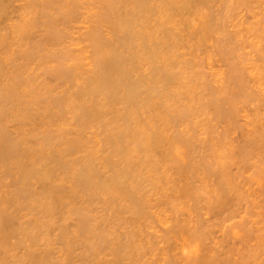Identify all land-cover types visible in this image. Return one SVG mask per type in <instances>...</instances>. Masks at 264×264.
Segmentation results:
<instances>
[{"label": "bare ground", "instance_id": "obj_1", "mask_svg": "<svg viewBox=\"0 0 264 264\" xmlns=\"http://www.w3.org/2000/svg\"><path fill=\"white\" fill-rule=\"evenodd\" d=\"M219 1L221 2L222 0H219ZM227 1H229V0H223L221 2V4H224V5H222V6L227 5V3H228ZM230 1H232V0H230ZM239 1L241 2V0H239ZM239 1H237V2L239 3ZM253 1H255V0H253ZM256 1L263 2L261 0H256ZM12 2H14V1L13 0H0V15L1 16L4 15V13H7L5 11V9H6L5 7L9 6V3H12ZM15 2H16V0H15ZM24 2H25V4L23 3L19 7L20 13H18V16L16 17L17 19H19V22H17L18 24H15V25L13 24L16 21H12L13 23L11 22V25H13V27L15 28L14 29L15 31H13L11 33L12 35L7 34L10 38H13V37L15 38L14 33H17V34L19 33V35H22V37L24 39L22 40V38L19 37V35L17 36L15 34L17 36V39L19 38V40H17V39L12 40L11 39L12 40V42H11V40L7 41L8 37H6V38L3 37L4 42L1 41V43H3V44L0 43V47H1L0 51L3 54V55H1V54L0 55H1V57H3V56L6 57V55H8V57H6V58H8L7 59V61H8L10 59V56L17 51V49H16V51L14 49L15 52H12L13 46L14 47L15 46L21 47L24 44L23 41H25V37L28 39V42L26 41L28 43V46H25V45H27V43L25 42V44L21 48V49H23V47H26L25 48L26 50L23 49L21 51L20 56H17V57L14 56L13 57V62H14V60H16V63H17V61H20L19 58L21 59V62L23 61L22 63L19 62L20 65L18 63H17L18 65L17 64L15 65V62L14 63L10 62L11 59L9 60L10 64H9V62H7L4 65V61L2 59H0V60H2V62L0 61V264L5 263L6 256L9 253L14 252V250L19 251L18 249H24L25 253L24 254L22 253L23 254L22 257L19 255L20 257L18 256V258L15 259V261L12 262L11 264H72L74 262V261H72V259H74L73 257L70 259L69 258H66L65 260L63 259L62 261H60V260L64 257H62L60 259L54 258L55 259L54 260L51 256V253H53L52 251H54V250L50 249V247H49L50 245L47 246L48 249L47 248L45 250L40 249V248H43V245L42 246L40 245L42 243V240H43V239H41V237L44 238V237H48V235H50V232H52L51 230H53V228H54L55 216L56 215L60 216V217H57V216L56 217L62 221V220H67L69 217L71 218V216L74 218L75 216L72 215V213L73 214L75 213L77 216V217H75L76 228L74 229L75 232H73L74 237L76 236L75 239L77 238L78 241L82 240V241H79V242H81L80 247L85 248V249L80 248V249H82V253L77 256L76 262H79V264H132L134 259L129 255L130 253H129L128 249L130 248V250L131 249L133 250V248H136V247L131 248L133 246V241L131 242V240L133 239V236L135 237V235L132 236L131 234H127L126 232H124L125 234H124V236H122L123 241H124L123 243H120L122 241L121 240L122 237L121 238L118 237V239L113 238L112 239L113 242H111L112 240L111 241L109 240L107 242L106 237L108 238L109 234L106 233L107 229L105 228L106 229L105 230L104 227L107 224L108 220H105L106 224H104V227H103V225H102L103 223H101V221L99 223L98 221H95L96 219H94L92 215H91L92 217L88 216L89 215L88 212L90 211L88 209V207L82 206L83 204L78 201L79 199L77 201H75V200H76V198H78L81 191H82L81 193H83L84 191L88 192V191L93 190L92 192H94L95 195H93V197L91 196L92 200L94 201V199H96L97 195H98V197H99V199L97 198L98 202L102 200L101 203L103 205L105 203V207L107 204H109L108 207H106V210L113 209V208L117 207V205L119 204L118 207L115 208V210L116 209L118 210V211H116L117 214H118V212H120V210L124 211L126 208H129L131 211L129 209L125 210V211H129V213L127 215H129L130 213H133V211H135V213H133L132 215H138V214L141 215L142 211H144V214H142V216L145 214H146L145 216L150 215L147 213L149 210L145 211V209L148 207L149 204H146V202H143L144 200L141 199L142 198L141 196H143V198L147 197L143 191V189H145V188H143L142 186L139 187V185L142 184L144 180L145 181L147 180V179L143 180V178L149 177V172H147L148 176L145 175L146 171H148V170L153 171L152 168L154 170H155V168H157V169L161 168L160 165H158L159 161L156 163L154 162L156 165L152 164V162H153L152 158L153 157H152V155L150 157V153L157 152L158 150L155 151L154 149L155 148L156 149L161 148L159 146H160V144L164 143L163 142L164 139H165V142L169 141V143H171L170 141L172 139H174L176 141H180V139L182 138L181 140L183 141L184 144L182 142H181V144L185 145L187 143L186 145H188L187 147H189V145L192 144L190 141H192L196 138V137L194 138L193 135L191 136L190 134H188V133H191V131L190 132L187 131L186 134L185 133L183 134V131H182L181 132L182 137H180V135L174 134L175 135L174 137L168 138L167 131L169 130L168 128L171 125V123L175 124V122H176V125L179 122L182 124L187 123V122H190V118L192 120L191 122H193V120H194L193 117L196 116L198 114V112L200 111L199 108H198V110L195 108V105H196V103L199 102L198 100L203 101L204 99L207 100V101L205 100L206 103L208 102L209 105L214 107V113L213 114L216 115V117H218V119H221L224 121H225V119H227V120L230 119L232 121L235 118L234 115L236 113V110L233 109L234 107L230 106L227 108L229 101L228 100L223 101L225 98H221V100L219 99L220 97H223L226 94H224V95L222 94L218 98V96L221 94V93H219L220 91L217 92V90H215V89H217V87L213 90L211 85L210 84L208 85V82L207 83L201 82V84L199 86L198 76L200 77L201 74L198 75L199 74L198 73V74H195V76L193 74L192 75L190 74V76H191L190 77L189 73L187 72L188 73L187 74L186 70L184 69L185 64L183 65V62H182L184 60V59L182 60V56H184V55H182L183 52H181V50H183L182 49V23H184L183 26H186L185 23H188V18L190 17V16L189 17L187 16L190 14H187L186 15L187 20L185 19L186 21L182 22V11H184L186 14V13H188L187 11H189L191 9H195V6L198 4L201 7L202 3L204 5L206 4L205 8H207L208 7L207 5L214 3L215 0H184V1L183 0H94V3H93L94 5L92 4L91 7H90V5L89 6L86 5V8H88V11H86L87 9L84 8L86 1L83 2L81 0H24ZM225 2H226V4H225ZM243 2H245L244 5L247 4L246 6L250 5V3L246 2V0H244ZM252 2H251V4H252ZM258 2H256L255 5L258 4L261 6L260 2L259 3ZM262 4H264V2ZM258 5H257V7H258ZM202 8H203V6H202ZM205 8H203V9H205ZM225 8H226V6H225ZM226 9L228 10V8H226ZM6 10H8V9H6ZM191 12H192V10H191ZM199 13H201V12H199ZM230 14H229V16H230ZM83 15H85V16L83 17ZM5 18H7V15H5ZM14 18H15V16H14ZM221 18H222V16H221ZM234 18H236V17H234ZM234 18H233V20H234ZM243 18H244V15H243ZM223 19H221V20L223 21ZM244 19H246V18H244ZM212 20H213V18H210V20L207 18V20H206V22L208 21L207 25H206V23H204L205 27L207 26L206 28L208 29V31L203 26L204 28H201L202 29L201 32L200 33L198 32L199 34L196 33L197 34V35H195L196 36L195 37L196 42H197V40L199 41V38L203 41L206 39L205 37H208V36L204 35V33H205L204 30L207 31L206 35H208V32H210V33L212 32L210 30L218 28V27H213V26L219 25V23L217 22V19H215V21L213 20L214 22ZM221 20H218V21L220 22ZM7 21H8V19H7ZM10 21L11 20H9V23H10ZM83 21H86V22H83ZM250 21H251V19H250ZM203 22H204V19H203ZM210 22H212L215 25H213ZM5 23L6 22H4L2 24H5ZM81 23H82V26H80V27H83V23L85 25L87 23L89 24V25L87 24L86 27H83L84 32H81L83 30H81L80 27L76 25V24L81 25ZM221 26H219V27H221ZM223 26H226V25H223ZM256 28L259 29V27H256ZM245 29H247V28H245ZM225 30H226V28H224L223 33L225 32ZM253 30L254 29H252V31ZM247 31H251V29H249V30L247 29ZM247 31L245 30V32H247ZM78 32H81V33L78 34ZM251 32H248V33H251ZM228 33H229V30H228ZM239 33H241V31ZM23 34L25 35V37L23 36ZM1 36H6V35L1 34ZM203 36H205V37H203ZM223 36H224V34H223ZM229 36L231 38V34ZM229 36H228V38H229ZM253 36L255 37V35H253ZM5 39H7V40H5ZM78 39L81 42H79ZM201 40H200V42H201ZM226 40H228V39H226ZM14 41H17V42H14ZM239 41H241V40H239ZM6 42L11 44L12 46L9 44L5 45ZM82 42L85 43L84 46L82 45L83 47L77 46L78 43H82ZM210 42H212V41H210ZM221 42H222V40H221ZM226 42H227V43H225L226 45H230V44L234 45L233 42H231V40H230V43H228L229 40ZM236 44H237V41H236ZM8 45L10 46V48L8 49V52L10 53V51L12 50L11 51L12 54H8V52L5 54V52L7 51L5 49H6V46H7V48L9 47ZM232 45H231V47H232ZM199 46H200V44H199ZM223 46L224 47H222L220 50V52H221V54H219L220 57H221L222 53L224 55L227 52L226 51L227 49H224L225 45H223ZM252 46H255V45H252ZM3 47H5V49ZM229 47L227 46L226 48L229 49ZM195 49H197V45H196ZM199 49L200 48H198V50ZM223 49L225 51H223ZM232 49H229V50L233 52L234 50H232ZM253 49H255V48H253ZM19 51H20V49H19ZM19 51H17V52H19ZM230 51H229V53H226V54L227 55L230 54ZM241 51H243V50H241ZM200 52H201V50H200ZM257 52H258V50H257ZM259 52H261V51H259ZM259 54L262 55V53H259ZM44 55L46 57L45 59H44ZM238 55H240V54L238 53ZM12 56H11V58H12ZM185 56H187V54ZM205 57H207V55ZM228 57H229V55H228ZM238 57H240V56H238ZM230 58H231V56H230ZM240 60H241V58H240ZM190 61H191V59H190ZM190 61L188 62L189 64H190ZM199 61H200V58H199ZM246 62L247 61H245V63ZM252 62L253 61H251V63ZM11 63L14 66L11 67L12 70L11 69L9 70L8 68H10V65H12ZM44 63H45V65H44ZM47 63L50 64V66ZM188 63H187V65H188ZM242 63L243 62H241V63L239 62L238 64H235V65L233 64L229 67V71H230V79L229 80L232 83L231 85H233V84L236 85L237 88L235 86H233V87H235L237 90H239L240 87H242V86L244 88V85H245L244 84L245 83L244 82V73H246V71L243 68V66H241ZM31 65L33 67H31ZM195 65L197 66V63ZM6 66H8V67L5 68ZM34 66H36V67H34ZM40 67L43 70L42 72H39V71H41V69H39ZM244 67H246V66H244ZM196 68H198V67H196ZM260 68H261V66H260ZM7 69L11 72L9 73V71ZM38 69H39V71H38ZM187 69H189V68H187ZM212 69H214V67ZM219 69H221V68H219ZM28 70L32 71V73L30 72V74H29ZM219 71L220 70H218L217 72H219ZM36 72H38V73H36ZM223 73H225V72H223ZM196 75H197V77H196ZM217 75H219V74L217 73ZM21 76L22 77L25 76V77L22 78ZM192 76H194L195 79H198V81H196L194 79V77H192ZM245 76H246V74H245ZM259 77H261V76H259ZM209 79H211V78H209ZM229 80H228V82H229ZM211 81L212 80H210V82ZM215 81H216V78H215ZM253 81H255V80H253ZM230 89H231V87H230ZM196 90L198 93L197 92L195 93ZM237 90H236V92H238V93L236 95H235V93H233V91H232L233 96L231 93H230V95L232 98L235 97V99H236V96H239L238 98L240 99V97L243 95L240 96L239 94L243 93V91L239 90L240 91L239 92ZM243 90L245 91V89H243ZM225 91H227V90L225 89ZM204 93H206V96L204 95ZM245 97H246V95L243 96V98H245ZM230 98H227V99H230ZM230 101L232 102V100H230ZM238 101L239 100H237V102ZM226 103H228L227 106H226ZM234 104H235V102H234ZM224 105L226 106V108ZM33 106L34 107L37 106V108H39V109H37V108L33 109ZM35 112H38V113H35ZM196 117H198V116H196ZM260 117L262 118L263 116H260ZM10 119H11V122H13L14 120H15V122L17 121L16 124L12 123L14 125L18 124L17 126H21V124H22V126H23V124H25L26 128H24V129H27V130L24 131L23 129H21V127L16 128L13 125L15 127L14 132H12L13 130L10 131V128L7 125L8 122H9L8 124H10ZM12 119H14V120L12 121ZM190 123H188V124L192 126L193 123L192 124H190ZM28 124H29V126H28ZM66 125L68 126V128H66L67 127ZM88 125L91 126L90 129L92 128V126L95 128H98V126L100 127L96 130H95V128H92V129L97 131L96 136H98L99 138H102L101 143L103 142L104 144L102 143L101 145L104 146V148L102 146H100L99 149H98V147H97V149H95L96 148L95 145L94 146L90 145L89 147H91V148L86 146V144H88V142L86 143V141L83 137V135H85V134L83 132L84 131L86 132V126H88ZM227 125H228V123H227ZM229 125H231V124H229ZM63 126H65V128ZM83 129H85V130H83ZM38 130H39V132H38ZM188 130H190V129L188 128ZM231 130H234V129H231ZM185 131H186V129H185ZM195 131H196V129H195ZM224 131H226V132L223 133V136L221 135V140L219 139V141H217L218 143H221V141H224L225 137H226L225 140H227L229 129H224ZM210 133H212V132H210ZM230 133H231V131H230ZM244 133H246L245 130H244ZM101 135H104V136H101ZM186 135H188V136H186ZM198 135L199 134H197V136ZM240 135H244V134H240ZM251 135H252V133H251ZM228 137H230V136H228ZM246 138H248V137H246ZM252 138L255 139V137L253 135H252ZM252 138L247 139V141H246L247 144H250V145L252 144L251 143V141L253 142ZM231 139H232V137H231ZM197 142H198V140H197ZM241 142L244 143V141H241ZM29 144H31V145L29 146ZM89 144H91V143H89ZM261 144H264V143L261 142ZM98 145H100V144H98ZM211 145H215V144H211ZM163 146L164 145H162V147ZM215 146L217 148V144ZM252 146H254V145H252ZM258 146H259V144H258ZM93 147H95V148L92 149ZM212 147H214V146H212ZM240 147H241V145H240ZM168 148H170V147H168ZM189 148L191 150V147H189ZM243 148H244V145H243ZM99 150L102 151L103 153L105 152V150H107L106 151L107 154L104 153L103 155H99L100 154V153L98 154ZM233 150L235 151V149H233ZM252 150H254V148ZM197 151H199V150H197ZM215 151H217V149ZM218 151H219V149H218ZM247 151L248 152L250 151V150H248V147H247L245 152H247ZM95 152L98 155H96ZM102 152H101V154H102ZM238 152L241 155L240 151H238ZM241 152H243V151H241ZM76 153H82V156L79 158H74V155ZM232 153L230 154L231 159H232ZM169 154H171V150H170ZM105 155L106 156L109 155V157H106ZM247 155H248V153H247ZM100 156H104L105 158L104 157L100 158ZM193 156H195V155H193ZM193 156H191V157H193ZM216 156H217V153H216ZM222 156H223V154L221 155V158H222ZM219 157H220V155H219ZM229 158L230 157H228V159ZM100 159H102V160L100 161ZM222 159H225V158L223 157ZM97 160L100 163L99 162L96 163ZM150 160L152 162H150ZM166 161H167V159H166ZM171 162H172V160H171ZM221 162L222 161H220V165H217L216 162H214V163H216L217 167L221 168L220 167ZM191 163H193V162H191ZM225 163H224L225 165L223 164L221 170L219 169L220 170L219 171V170H217L218 168L216 166H214L212 163L210 164L212 167L210 165H209L210 167H208V164L206 162H203V166L205 165L204 167H206V166L207 167L205 169H203L201 167L202 168L201 170H203V171L201 172L200 175L203 176V172L205 170L206 176H204V177L208 178L211 175L213 176V174H211L210 172H214V176H216L215 174H217L218 175L217 178L220 177L219 178L220 184L216 185V183H215V186H219L217 189L224 191V188H225V191H226L228 188V190L231 191V189H229V187L232 188L231 186H233L232 185L233 183H231V182L233 180L231 182L229 180L232 179L231 176H233V175H232V173H231V175L229 174L231 172V170L229 169L230 168L229 162L226 161ZM98 164H99V166H97ZM190 165H193V164H190ZM190 165L185 166V167L188 166L187 167L188 169L186 168L187 170L195 167V166L192 167ZM155 166H157V167H155ZM174 166H176V164H174ZM227 167L230 170L229 173H227L229 170L226 171ZM179 168H177V169H179ZM197 168H199V167H197ZM210 168H212L214 170L212 171V169H210ZM157 169L155 172L154 171L153 172L155 173V175L159 174L158 176H161L160 175L161 173L159 172L160 169H158V170ZM236 169H237V167H236ZM143 170H144V173H142V174L144 177L141 174V172H143ZM161 170H162V168H161ZM187 170H186V173H184L186 175L182 176V178L183 177L185 178L186 176H190V177L192 176V175H188L189 172ZM179 171H181V170H179ZM182 171H184V170L182 169ZM206 171H208V172H206ZM66 172L69 175L71 173L72 177H71V175L69 177V175L66 174ZM153 172H152V174H153ZM176 172H177V170H176ZM169 173H168V175H169ZM206 173L208 174V176ZM64 174L68 175L69 180H71L72 178L73 179L71 181L74 180V182H71V186L73 183V187L72 188L70 187L71 189H69L67 187L68 191L66 193L64 191L65 188H64L63 183L67 182L66 180H68V178H66L67 176ZM175 174H177V173H175ZM178 174H179V172H178ZM181 174H183V172ZM189 174H191V173H189ZM63 175H64V179L62 180ZM155 175L154 174L152 175L155 178L154 177L149 178L150 182H152L151 181L152 178L154 180L156 179V177L158 178V176L157 175L155 176ZM164 175H165V173H164ZM164 175H162L163 178H164ZM138 176L139 177L142 176V177L139 178ZM150 176H151V173H150ZM202 176L200 178H202V180H204L205 178L203 179ZM179 177H177V179L176 178H174V179L178 180ZM137 178H139L140 182L137 180ZM163 178H161V179L163 180ZM198 178L199 177H197V179ZM217 178H215V179H217ZM140 179H142L143 181L141 182ZM192 179L193 178H190V182ZM8 180H10V181L7 182ZM164 180H165V178H164ZM202 180H201V182H202ZM223 180L225 181V183L228 184V186L226 185V187H224V188H223V185H225V184L223 183L224 182ZM60 181H62V183ZM63 181H65V182H63ZM166 181H169V178ZM206 181H209V179H207ZM168 183L169 182H167V183L164 182V184H166V185ZM180 183H182V182H180ZM173 184H175V183H173ZM173 184H171V187H170V188H172L171 190L174 189L172 186ZM204 184H206V183H204ZM229 184H231V186ZM238 184H240V183H238ZM39 185L42 186L41 189H39L40 188ZM179 185H181V184H179ZM209 185L207 186L208 188H210ZM36 186H38L39 188H36ZM169 186H170V184H169ZM187 186L188 185L184 186V188L185 187L187 188ZM202 186L206 187V185H202ZM202 186H201V188H198L197 186L196 187L198 188V190L199 189L202 190V188H204ZM212 186L213 185H211V188L214 189V187H212ZM233 187L235 188V186H233ZM35 188H36V190L37 189L38 190L36 191ZM188 188H190V187H188ZM206 188H205V190H206ZM234 188L232 190H234ZM141 189H142V191H141ZM175 189H177V188H175ZM175 189H174V191H175ZM149 190L150 189H148L147 191L149 192ZM165 190L166 189H164V191ZM180 190L179 191L176 190L178 192V197H179ZM194 190L195 189H193V191ZM219 190L217 191L219 194L214 193L216 195V197L215 198L212 197L215 201L212 200L213 202H211L209 204L207 203L208 206H206V205L204 206L205 208L207 207L208 212H210L212 210L214 211L215 209L220 207V204L219 205L217 204V202L219 200L220 201L218 203L221 202V206L223 205V203L225 204V206L227 205L225 200L229 199L228 197L226 198V196H228V195L224 196L225 199H222L223 194L220 193L222 191L219 192ZM147 191H145V192L147 193ZM161 191H162V189H161ZM164 191H162V192H164ZM166 191L169 192V190H166ZM174 191H172V192H174ZM187 191H188V189H186L185 194L182 191L183 192L182 194L184 197H186L185 195L188 193ZM168 192H166V193H168ZM172 192L171 193L169 192V193L173 194ZM177 192H176V194H177ZM227 192H224V195ZM105 193L106 194L108 193L111 196H108ZM189 193H192V190L190 191V189H189ZM193 193L191 194V196L193 195ZM211 193H213V192H211ZM231 193H232V191H231ZM241 193H243V192H241ZM64 194H66V195H64ZM67 194H68V196H67ZM102 194H104L106 196H104ZM160 194H161V192H160ZM227 194H229V193H227ZM99 195H101V196H99ZM188 195H187V197H188ZM102 196L105 198L108 197V201L104 200L105 198L101 199ZM170 196H169V200H168L169 203L171 201ZM172 196H173V198L175 197V199H176V196H174V195H172ZM212 196H214V195H212ZM217 196H219V198H221V199H219ZM162 197H164V196H162ZM178 197H177L176 201L178 200ZM189 197H190V195H189ZM229 197H230V195H229ZM118 199L119 200L123 199V200L120 203V201L118 202ZM124 199L128 201L127 202L128 206H123L124 202H125ZM159 199H160V197H159ZM175 199H174V201H175ZM217 199H218V201H217ZM155 200H157V199H154V203L156 202ZM230 200H232V199L230 198ZM85 201H88V200H85ZM174 201H173V203H174ZM179 201L180 200H178V202ZM223 201H225V202H223ZM178 202H176V203H178ZM208 202H210V201H208ZM113 203H115V204L117 203V204L116 205L114 204L115 205L114 206ZM122 203H123V205L121 206ZM160 203L162 205H163V203L167 204L165 202H160ZM111 204H112V207L110 206ZM144 204H145V206H147L145 209H144ZM196 204H197V202H196ZM211 204H213V205H211ZM230 204H233V203H230ZM159 205L160 204L158 202L157 206L159 207ZM169 205H171V203ZM176 205L177 204L173 205V207L175 206V208H176ZM191 205H193V204L191 203ZM216 205L218 207H216ZM130 206L132 207V209ZM153 206H152L153 209L157 207V206L155 207V205H153ZM225 206H222L221 208H225ZM119 207H120V210H119ZM170 207H172V206H170ZM165 208H166V206H165ZM227 208L228 207H226L225 209H227ZM218 209H220V208H218ZM225 209H223V210H225ZM21 211L22 212L26 211L27 213H29L31 215L33 213L36 217L35 218L32 217L31 219H33V220L25 221V219H23L24 216L21 217V215L19 214ZM85 211L86 212L88 211V212L86 213ZM156 211H158V210H156ZM218 211L216 213H218ZM221 211H220V213H221ZM149 212H151V211H149ZM113 213L115 215H113ZM65 214L68 215L69 217H66ZM86 214H88V215H86ZM117 214L115 213V211L112 212L113 220H118L120 218L121 219L124 218L122 214H120V216L122 215V217H120ZM186 214H188V213H186ZM212 214H214V213H212ZM212 214H208V215L212 216ZM112 215H110L109 218L112 219ZM127 215H125V216H127ZM140 215H138V216L140 217ZM214 215H216V214H214ZM114 216H115V218L117 216V218L115 219ZM142 216H141V218L145 217V216H143V217ZM147 217H151V216H147ZM53 218H54V221H53ZM89 218H93V220L92 219L91 220H92V222L94 221L96 224L95 223L90 224ZM190 218H191V216H190ZM229 219H231V218H229ZM200 220L202 221V218H200ZM221 220H223V219H221ZM111 221L109 220L108 222H111ZM159 221H158V223H159ZM213 221H214V219H213ZM103 222H104V220H103ZM132 222H133V220H132ZM162 222H160V223H162ZM149 223H150V221H149ZM109 224H111V223H109ZM131 224L133 225L134 222ZM176 224H178V223H176ZM176 224H175V226H180L179 224L178 225H176ZM198 224L201 225L202 223L200 224L198 221ZM99 225H102V227ZM175 226L173 225L172 227L174 228ZM210 226H212V225H210ZM60 227H62V226H60ZM72 227H74V226L72 225ZM109 227H110V225H109ZM147 227H148V225H147ZM181 227H183V226H181ZM206 227H208V226H206ZM131 228H133V226ZM60 229H61V235L63 232L65 234L67 233L65 226L60 228ZM172 229H171V227H169L167 230H165V229L164 230L169 231V233H171L170 235L172 236V234H173V236H174V233H173L174 230L172 231ZM174 229H176V228H174ZM206 229H205V231H206ZM197 230H198V228H197ZM132 231H131V233H132ZM184 231H185V229H184ZM194 231H195V229H194ZM197 232L196 231L194 232V233H196V236H194V237H199V238L205 237V238H207V236H208L207 235V236H201L200 237V235H202V232L204 234H205V232L202 231L201 234L199 231H197ZM175 235H176V233H175ZM182 235H183V233H182ZM165 236H163V238ZM188 236H189V234H188ZM94 237H96L95 239L97 240L98 243L93 242ZM92 238H93V240H92ZM13 239L16 240L14 243L11 242V240H13ZM44 239L46 241V243H45V246H46V244L48 245V243H50V242H48L47 238H44ZM57 240H56V242H58ZM77 240H75L73 243H76ZM118 240H121V241L118 242ZM40 241H41V243H40ZM164 241H166V240H164ZM68 242L66 243L67 246L69 245ZM79 242H77V243H79ZM109 242L113 243V245ZM154 242H156V241H154ZM202 242H203V240H202ZM107 243H109V244H107ZM42 244H44V240H43ZM103 244L105 247L103 246ZM164 244H165V242H164ZM205 244H204V246H205ZM84 245H85V247H84ZM110 245L112 247H110ZM130 245H131V247H130ZM169 245L170 244H168V246ZM210 245H212V244H210ZM100 246L101 247L103 246L102 249ZM173 248H175V247H173ZM107 249H108V251H107ZM170 249L172 250V248L169 247L168 251ZM214 249H215V247H214ZM83 250H84V254H83ZM101 250L102 251L106 250L105 252H107V254L104 252L103 253L108 255V257L109 256L112 257V259H107V260L104 259L103 260V257H102V259L100 257L98 258V256H100ZM231 250L232 249H230V251ZM88 251H89V255H87ZM90 251L93 253L94 257L92 255V253H90ZM207 251L209 253V250L206 249V251H205V249L203 248L202 252L200 251L201 255L198 254V255H200V257L195 258V256H196L195 254H197L198 253L197 252L193 255V257H191L192 259L193 258H195V259H193L192 261L189 259V261L186 264H216L215 262H217V261L220 262V263L218 262V264H221V263L222 264H230L229 263L230 260H227L226 258H224V259L222 258L220 260V259H218L217 255L216 256L214 254H213V256L212 255L209 256V254L206 255ZM60 252H61V250H60ZM95 253H96V256L98 255L97 256L98 260H96L97 258L95 257ZM103 253L101 255L104 256ZM174 253L175 252H173L172 254H174ZM66 254H68V253H66ZM90 254L92 256H90ZM131 254H132V252H131ZM148 255H150V254H148ZM170 255H171V253H170ZM220 255H223V254H220ZM130 257H131L132 263H131ZM168 257L169 256L167 255L166 260L165 259L162 260L164 262L162 264H174L175 261L173 262V260H169ZM171 257H172V255H171ZM140 258H142V257H140ZM173 259H174V257H173ZM225 259L227 261H225ZM124 260L125 261L127 260V261L124 262ZM76 262H75V264H76ZM137 263H138V261H137ZM231 263H233V262H231ZM146 264H148V263H146Z\"/></svg>", "mask_w": 264, "mask_h": 264}, {"label": "rangeland", "instance_id": "obj_2", "mask_svg": "<svg viewBox=\"0 0 264 264\" xmlns=\"http://www.w3.org/2000/svg\"><path fill=\"white\" fill-rule=\"evenodd\" d=\"M14 2H12V3H9V6H6L5 8L6 9H8V10H6L5 9V11L7 12V13H4V15H0V26L2 27H0V43H1V41H3L4 42V38H6V37H8V40L7 39H5V40H7V41H9V40H13V39H17V36L19 35V33L17 34V33H14V36H15V38L13 37V38H10L8 35L9 34H11L13 31H15L14 29V27H13V25H11V22L12 21H16V22H12L14 25L15 24H18L17 22H19V19H17L16 17L18 16V13H20V11H19V7L24 3L25 4V2H24V0H16V2H15V0H13ZM81 1H86V4H85V6H84V8L85 9H87L86 11H88V8H86V5H90V7H91V5L94 3V0L92 1V0H81ZM184 1V0H183ZM223 1V0H222ZM221 1V2H222ZM237 1H239V0H232V1H227L228 3H227V5H225L226 6V8H228V10L225 8V6H222V5H224V4H221V2L219 1V0H215V2L214 3H211V4H209V5H207L206 7L207 8H205V5L202 3L201 5L203 6V8H205V9H203L202 8V6L200 7V5L198 4V5H196L195 6V9H191L192 10V12H191V10H189V11H187L188 13H186L185 14V12L184 11H182V22L183 21H186L187 19V17H186V15L187 14H190V15H187L189 18H188V23H185V25L186 26H183L184 25V23H182V49L183 50H181V52H183V54L182 55H184V56H182V62H183V65L185 66V70H186V73L188 72L189 73V76H190V74L192 75H194L195 76V74H198V75H200V77L198 76V79H199V81H198V79H195V77L194 76H192V77H194V79L196 80V81H198V83H199V86H200V84H201V82L202 83H207L208 82V85L210 84L211 85V87H212V89L214 90L216 87H217V89H215V90H217V92L218 91H220L219 93H221L219 96H218V98L223 94H226L225 96H223V97H220L219 99L221 100V98H225L223 101H225V100H228L229 102V104L228 103H226V106H227V104H228V106H227V108L228 107H230V106H232V107H234L233 109L234 110H236V113H235V115H234V119L231 121L230 119L229 120H227V119H225V121L224 120H221V119H218V117H216V115H214L213 113H214V107H212L211 105H209V103L207 102L206 103V99H204L203 101H201V100H198L199 102L198 103H196V105H195V108L198 110V108H199V112H198V114L196 115V116H198V117H196V116H194L193 117V122H191L192 120H191V118H190V122H187V123H178L177 125H176V122H175V124L174 123H171V125L169 126V130L167 131V136H168V138H171V137H174L176 134L177 135H180V137H182V131H183V134L185 133L186 134V132L187 131H191V133H188V134H190L191 136L193 135V137L195 138L194 140H192V141H190L192 144L191 145H189V147H191V150H190V148L189 147H187L188 145H183L184 143H183V141L180 139V141H176V140H174V139H172L170 142L171 143H169V141L168 142H165V139H164V143L163 144H160V146L159 147H161V148H159V149H154L155 151H157V152H152V153H150V157H151V155H152V161L150 160V162H152V164H155L156 162H158V165H160V167L162 168V170H161V168H158V169H160L159 170V172L161 173L160 175L161 176H158L159 174H156L157 176H158V178L156 177V181L154 180H152L151 179V181L152 182H150V177H154V176H152L153 174L155 175V171H156V169L157 168H155V167H157V166H155L154 168H155V170L152 168V170L154 171H151V170H148V171H146L145 172V175H147V172H149V177L148 178H143V180L144 179H147L146 181L144 180H142V179H140L141 180V182L143 181V185L142 184H140L139 185V187L140 186H142L143 188H145V189H143V191H144V194H146V198L144 197L143 198V196H141L142 198L141 199H143L144 201L143 202H146V204H149L148 205V207L150 208H148L147 206H145V204H144V209H145V211H151V212H147L148 214H150V215H147V216H151V217H147V216H145V215H143V216H145V217H143L142 216V214H144V211H142V214L140 215V214H138V215H140V217L138 216V215H132L133 213H135V211H133V213H130L129 215H127L128 213H129V211H125V210H128L129 208H126L124 211H121L120 210V207H119V210H120V212H118V214H117V212L116 211H118L117 209L115 210V208H117L118 207V205H117V207H115V208H113V209H110V210H106V207H108V205L109 204H107L106 205V207H105V203H104V205L101 203V201H99L98 202V199H99V197H98V195H97V198L96 199H94V201L92 200V197H93V195H95V193L94 192H92V191H84L83 193H81L80 192V194H79V196H78V198H76V200L75 201H77L78 199V201L80 202V203H82L83 205L82 206H86V207H88V209L90 210L89 212H88V214H86V215H88V216H90V217H92L93 216V218L94 219H96L95 221H98L99 223H100V221H101V223H103L102 225H103V227H104V224H106L105 223V220H112L111 222H108L107 221V226L105 225V227H104V229L107 231L106 233L107 234H109V236H108V238L106 237V240H107V242L110 240H112L113 238H117L118 239V237L119 238H121L122 236H124V232H126L127 234H131L132 236L133 235H135V237L133 236V239L131 240V242L133 241V246L131 247V245H130V247L131 248H133V247H136V248H133V250L131 249L130 250V248L128 249L129 250V255L134 259V261H133V263H132V260H131V257H130V260H131V263L132 264H146V263H148V264H162V263H164L162 260L163 259H165L166 260V258H167V255L169 256L168 258H169V260H173V262H174V264H186L188 261H189V259L192 261L193 259H195V258H198V257H200V251L202 252V250H203V248L205 249V251H206V249L207 250H209V253H208V251H207V254L206 255H208L209 254V256H213V254L216 256H218V259H224V258H226L227 260H230V264H264V144H261V142L262 143H264V4H262L263 2H264V0H261V1H263V2H260V4H261V6L260 5H258V7H257V5H255V3L256 2H258V1H253V0H246V2H249L250 3V5L249 6H246V5H244L245 4V2H243L244 0H241V2L239 1V3L237 2ZM254 3H253V2ZM18 2V3H17ZM218 2V3H217ZM251 2H252V4H251ZM258 2V3H259ZM214 4V5H213ZM225 4H226V2H225ZM236 4V5H235ZM94 5V4H93ZM212 5V6H211ZM216 5V6H215ZM260 6V7H259ZM247 7V8H246ZM18 8V9H17ZM260 10H259V9ZM263 8V9H262ZM13 9V10H12ZM201 9V10H200ZM225 11H223V10ZM258 9V10H257ZM90 10V9H89ZM200 10V11H199ZM207 12H206V11ZM217 10V11H216ZM241 10V11H240ZM19 11V12H18ZM82 11V10H81ZM80 11V12H81ZM235 11V12H234ZM238 11V12H237ZM240 11V12H239ZM12 14H11V13ZM92 12V11H91ZM191 12V13H190ZM199 12H201V13H199ZM224 12V13H223ZM227 12V13H226ZM231 13V14H230ZM235 13V14H234ZM237 13V14H236ZM260 13V14H259ZM229 14H230V16H229ZM234 14V15H233ZM241 14V15H240ZM262 14V15H261ZM5 15H7V18H5ZM86 15V14H85ZM85 15H83V17L85 16ZM193 15V16H192ZM199 15V16H198ZM203 15V16H202ZM205 15V16H204ZM228 15V16H227ZM232 15V16H231ZM243 15H244V18H246V19H244L243 18ZM14 16H15V18H14ZM195 16V17H194ZM201 16V17H200ZM221 16H222V18H221ZM225 18H224V17ZM249 16V17H248ZM256 16V17H255ZM259 16V17H258ZM262 16V17H261ZM215 17V18H214ZM234 17H236V18H234ZM238 17V18H237ZM253 17V18H252ZM207 18L210 20V18H213V20L215 21V19H217V22L219 23V25L217 26H213V27H218L217 29L215 28V29H213V30H210V31H212L211 33L210 32H208V35H206V33H207V31H208V29L205 27V24L204 23H206V25H207V22H206V20H207ZM224 18V19H223ZM230 18V19H229ZM233 18H234V20H233ZM255 18V19H254ZM258 18V19H257ZM7 19H8V21H7ZM186 19V20H185ZM193 19V20H192ZM203 19H204V22H203ZM221 19H223V21L221 20ZM250 19H251V21H250ZM9 20H11L10 21V23H9ZM18 20V21H17ZM202 20V21H201ZM212 20V21H213ZM218 20H221L220 22L218 21ZM255 20V21H254ZM258 20V21H257ZM261 20V21H260ZM82 21V20H81ZM213 21V22H214ZM231 21V22H230ZM239 21V22H238ZM241 21V22H240ZM244 21V22H243ZM253 21V22H252ZM4 22H6L5 24H2V23H4ZM8 22V23H7ZM83 22H86V21H83ZM216 22V23H217ZM229 22V23H228ZM249 22V23H248ZM261 22V23H260ZM89 23V22H88ZM87 23V24H88ZM201 23V24H200ZM210 23H212V22H210ZM237 23V24H236ZM246 23V24H245ZM252 23V24H251ZM257 23V24H256ZM260 23V24H259ZM11 26H10V25ZM87 24L85 25L84 23H83V27H86L87 26ZM196 24V25H195ZM213 24V23H212ZM249 24V25H248ZM254 24V25H253ZM262 24V25H261ZM5 25V26H4ZM77 26H82V23H81V25L79 24H76ZM85 25V26H84ZM89 25V24H88ZM213 25H215V24H213ZM222 25V26H221ZM223 25H226V26H223ZM244 25V26H243ZM251 25V26H250ZM257 25V26H256ZM8 26V27H7ZM206 28V30H204V35L205 36H208V37H205V36H203V37H205L206 39L205 40H201L200 38H199V41L197 40V42L195 41L196 40V36L195 35H197V34H199L200 32H201V28H204V27ZM212 26V25H211ZM219 26H221V27H219ZM236 26V27H235ZM238 26V27H237ZM240 26V27H239ZM11 27V28H10ZM83 27H80V29L81 30H83ZM250 27V28H249ZM253 27V28H252ZM256 27H259V29L258 28H256ZM13 28V29H12ZM224 28H226V30H225V32L223 33V31H224ZM245 28H247L248 30L249 29H251V31H252V29H254L252 32L251 31H247V29H245ZM262 28V29H261ZM6 29V30H5ZM233 29V30H232ZM256 29V30H255ZM216 30V31H215ZM228 30H229V33H228ZM232 32H231V31ZM235 30V31H234ZM245 30L247 31V32H245ZM222 31V32H221ZM241 31V33H239ZM81 32H84V30L83 31H81ZM81 32H78V34H80ZM199 32V33H198ZM227 32V33H226ZM248 32H251V33H248ZM257 32V33H256ZM197 33V34H196ZM203 33V32H202ZM210 33V34H209ZM214 33V34H213ZM226 33V34H225ZM1 34L2 35H6V36H1ZM8 34V35H7ZM17 36H16V35ZM77 34V33H76ZM217 34V35H216ZM219 34V35H218ZM223 34H224V36H223ZM231 34V38H230V35ZM248 34V35H247ZM12 35V34H11ZM10 35V36H11ZM201 35V34H200ZM229 36V38H228V36ZM247 35V36H246ZM253 35H255V37L253 36ZM260 35V36H259ZM262 35V36H261ZM23 36L25 37V35L23 34ZM202 36V35H201ZM227 38H226V37ZM241 36V37H240ZM4 37V38H3ZM19 37H21L22 38V40L24 39L23 37H22V35H19ZM193 37V38H192ZM198 37V36H197ZM210 37V38H209ZM214 37V38H213ZM218 37V38H217ZM237 37V38H236ZM246 37V38H245ZM10 38V39H9ZM79 38V37H78ZM212 38V39H211ZM216 38V39H215ZM236 38V39H235ZM241 38V39H240ZM80 39V38H79ZM78 39V40H79ZM225 39V40H224ZM226 39H228L229 40V42L228 43H230V40H231V42H233V44L234 45H232V44H230V45H226L225 43H227L226 41H228V40H226ZM12 40H11V42H12ZM17 40H19V38L17 39ZM21 40V41H22ZM81 40V39H80ZM79 40V42H81ZM200 40H201V42H200ZM216 40V41H215ZM221 40H222V42H221ZM237 41V44H236V41ZM239 40H241V41H239ZM244 40V41H243ZM247 40V41H246ZM28 42V39L25 37V41H23L24 42V44H25V42ZM209 41V42H208ZM210 41H212V42H210ZM239 41V42H238ZM14 42H17V41H14ZM26 42V43H27ZM199 42V43H198ZM203 42V43H202ZM218 42V43H217ZM235 42V43H234ZM19 43V42H18ZM207 43V44H206ZM253 43V44H252ZM1 44H3V43H1ZM7 44H9V43H7L6 42V44L5 45H7ZM13 44V43H12ZM21 44V43H20ZM23 44V45H24ZM199 44H200V46H199ZM217 44V45H216ZM219 44V45H218ZM221 44V45H220ZM236 44V45H235ZM9 45H11V44H9ZM8 45V46H9ZM22 45V46H23ZM30 45V44H29ZM85 45V43L84 42H82V43H78V45L77 46H81V47H83V46ZM196 45H197V49H195L196 48ZM223 45H225V48L224 49H227L226 51V53H229V49H232V50H234L233 52L232 51H230V54H228L229 55V57H228V55L225 53L224 55H223V53H222V55H221V57H220V55L219 54H221V52H220V50H221V48L222 47H224ZM231 45H232V47H231ZM245 45V46H244ZM249 45V46H248ZM252 45H255V46H252ZM4 46V45H3ZM12 46V45H11ZM22 46L21 47H19V46H13V51L12 52H15L16 51V49H17V51H19V49H20V53L19 52H15V53H13L12 54V52L10 51V53L8 52V49L10 48V46L7 48V46H6V49H5V47H3L5 50H7L6 52H5V54L8 52V54H12L11 56H12V58H11V56H10V59H11V61L10 62H12V63H14L15 62V65L18 63L19 65H20V63H22L21 62V59L19 58V60L20 61H17V63H16V60H14V62H13V57L15 56V57H17V56H20V54H21V51L23 50V49H25L26 47H23V49H21L22 48ZM25 46H28V43H27V45H25ZM218 46V47H217ZM229 47V49L228 48H226V47ZM259 46V47H258ZM262 47V48H261ZM1 48V47H0ZM28 48V47H27ZM198 48H200L199 50H198ZM215 48V49H214ZM247 48V49H246ZM253 48H255V49H253ZM3 49V50H4ZM14 49H15V51H14ZM223 49V51H225ZM4 50V51H5ZM26 50V49H25ZM189 50V51H188ZM200 50H201V52H200ZM241 50H243V51H241ZM257 50H258V52L259 51H261V52H259V53H262V55L261 54H259L258 52H257ZM206 51V52H205ZM210 51V52H209ZM222 51V52H223ZM237 53H236V52ZM263 51V52H262ZM1 52V51H0ZM219 52V53H218ZM205 53V54H204ZM208 53V54H207ZM218 53V54H217ZM232 53V54H231ZM238 53L240 54V55H238ZM1 55H3L2 54V52L0 53ZM187 54V56H185ZM214 54V55H213ZM235 54V55H234ZM247 54V55H246ZM1 55H0V59H2L3 61H4V65L7 63V62H9V60L7 61V59L8 58H6V57H8V55H6V57L5 56H3V57H1ZM207 55V57H205ZM217 55V56H216ZM227 55V56H226ZM190 56V57H189ZM196 56V57H195ZM200 56V57H199ZM210 56V57H209ZM217 58H216V57ZM224 56V57H223ZM230 56H231V58H230ZM238 56H240V57H238ZM184 57V58H183ZM187 57V58H186ZM189 57V58H188ZM260 57V58H259ZM262 57V58H261ZM46 57H45V55H44V59H45ZM186 58V59H185ZM199 58H200V61H199ZM207 58V59H206ZM221 58V59H220ZM240 58H241V60H240ZM253 58V59H252ZM16 59V58H15ZM43 59V60H44ZM188 59V60H187ZM190 59H191V61H190ZM259 59V60H258ZM263 59V60H262ZM2 60H0L1 62H2ZM18 60V59H17ZM48 60V59H47ZM46 60V61H47ZM186 60V61H185ZM193 60V61H192ZM203 60V61H202ZM208 60V61H207ZM220 60V61H219ZM230 60V61H229ZM234 60V61H233ZM45 61V60H44ZM190 61V64L188 63ZM245 61H247L246 63H245ZM251 61H253L252 63H251ZM10 62H9V64H10ZM20 62V63H19ZM194 62V63H193ZM203 62V63H202ZM232 62V63H231ZM241 63V62H243L242 64H241V66H243V68L245 69V71H246V73H244V88H243V86L242 87H240V89L239 90H241V91H243V93H241V94H239L240 96L241 95H243V96H245L246 95V97L245 98H243V96H241L240 97V99L238 98L239 96H236V99L237 100H239L238 102H237V100L235 99V97H231V95H230V93L232 94V96H233V93H235V95L238 93V92H236V85H231L232 83L230 82V71H229V67L231 66V65H235V64H238V63ZM11 63V64H12ZM187 63H188V65H187ZM197 63V66L195 65ZM210 63V64H209ZM229 65H228V64ZM245 63V64H244ZM249 63V64H248ZM3 64V63H2ZM17 64V65H18ZM48 64V63H47ZM255 64V65H254ZM3 65V66H4ZM44 65H45V63H44ZM49 66H50V64H48ZM55 65V64H54ZM218 65V66H217ZM250 65V66H249ZM259 65V66H258ZM9 66V65H8ZM8 66H6L5 68H7ZM12 66H14L13 64L12 65H10V68H8L9 70L11 69V67ZM198 67V68H196V67ZM201 68H200V67ZM209 66V67H208ZM227 66V67H226ZM244 66H246V67H244ZM254 66V67H253ZM260 66H261V68H260ZM31 67H33L32 65H31ZM34 67H36V66H34ZM46 67V66H45ZM203 67V68H202ZM214 67V69H212ZM253 67V68H252ZM38 68V67H37ZM187 68H189V69H187ZM219 68H221V69H219ZM7 69V70H8ZM39 69H41V67L39 68ZM39 69H38V71H39ZM44 69V68H43ZM46 69V68H45ZM193 69V70H192ZM211 69V70H210ZM248 69V70H247ZM253 69V70H252ZM257 69V70H256ZM259 69V70H258ZM262 69V70H261ZM5 70V69H4ZM3 70V71H4ZM8 70V71H9ZM12 70V69H11ZM203 72H202V71ZM210 70V71H209ZM218 70H220L219 72H217ZM6 71V70H5ZM4 71V72H5ZM29 71V70H28ZM37 71V70H36ZM43 70L41 69V71H39V72H42ZM196 71V72H195ZM199 71V72H198ZM244 71V72H245ZM251 71V72H250ZM3 72V73H4ZM11 71H9V73H10ZM30 72L32 73V71H29L28 73L30 74ZM223 72H225V73H223ZM253 72V73H252ZM7 73V72H6ZM36 73H38V72H36ZM187 73V74H188ZM204 75H203V74ZM217 73L219 74V75H217ZM255 73V74H254ZM209 74V75H208ZM216 74V75H215ZM245 74H246V76H245ZM249 76H248V75ZM10 75V74H9ZM214 75V76H213ZM251 75V76H250ZM45 76V75H44ZM202 76V77H201ZM205 76V77H204ZM210 76V77H209ZM212 76V77H211ZM217 76V77H216ZM221 76V77H220ZM229 76V77H228ZM257 76V77H256ZM259 76H261V77H259ZM22 77V76H21ZM23 77H25V76H23ZM22 77V78H23ZM191 77V76H190ZM196 77H197V75H196ZM250 77V78H249ZM255 79H254V78ZM206 78V79H205ZM209 78H211V79H209ZM215 78H216V81H215ZM218 78V79H217ZM224 78V79H223ZM253 78V79H252ZM252 79V80H251ZM201 80V81H200ZM210 80H212L211 82H210ZM224 80V81H223ZM228 80H229V82H228ZM253 80H255V81H253ZM218 81V82H217ZM226 81V82H225ZM263 85H261V84ZM230 84V85H229ZM198 85V84H197ZM216 85V86H215ZM226 85V86H225ZM254 85V86H253ZM223 86V87H222ZM233 86H235V87H233ZM256 86V87H255ZM258 86V87H257ZM196 87V86H195ZM210 87V86H209ZM219 87V88H218ZM222 87V88H221ZM230 87H231V89H230ZM263 87V88H262ZM199 88V87H198ZM227 90V91H225V89ZM220 89V90H219ZM243 89H245V91L243 90ZM222 90V91H221ZM239 90H237V91H239ZM250 90V91H249ZM263 90V91H262ZM224 91V92H223ZM232 91H233V93H232ZM253 91V92H252ZM197 92V90L195 91V93ZM223 92V93H222ZM240 92V91H239ZM198 93V92H197ZM248 93V94H247ZM250 94V95H249ZM262 94V95H261ZM204 95L206 96V93H204ZM203 95V96H204ZM259 95V96H258ZM200 96V95H199ZM228 96V97H227ZM232 98H230V97ZM227 98H230V99H227ZM263 99V100H262ZM206 100V101H205ZM230 100H232V102L230 101ZM234 100V101H233ZM205 101V102H204ZM234 102H235V104H234ZM202 103V104H201ZM200 104V105H199ZM202 105V106H201ZM225 106V105H224ZM223 106V107H224ZM226 106H225V108H226ZM209 107V108H208ZM34 108H37V106H33V109ZM201 108V109H200ZM208 108V109H207ZM37 109H39V108H37ZM213 109V110H212ZM42 110V109H41ZM212 110V111H211ZM39 111V110H38ZM43 111V110H42ZM41 112V111H40ZM50 112V111H49ZM35 113H38V112H35ZM204 114V115H203ZM200 116V117H199ZM237 116V117H236ZM260 116H263L262 118L260 117ZM207 117V118H206ZM246 117V118H245ZM254 117V118H253ZM237 118V119H236ZM254 120H253V119ZM204 119V120H203ZM232 119V118H231ZM260 119V120H259ZM14 119H12V121H13ZM262 120V121H261ZM210 121V122H209ZM222 121V122H221ZM249 121V122H248ZM260 121V122H259ZM17 122V121H16ZM16 122H15V120L13 121V122H11V119H10V124H8L7 123V125L9 126V128H10V131H12V132H14V128L16 127V128H20L21 127V129H23L24 131L25 130H27V129H24V128H26V125L25 124H23V126H22V124H21V126H17V125H14V124H12V123H15L16 124ZM182 122V121H181ZM218 122V123H217ZM235 122V123H234ZM237 122V123H236ZM19 123V122H18ZM188 123H190V124H192V126L191 125H189ZM227 123H228V125L229 124H231V125H227ZM181 124V125H180ZM185 124V125H184ZM187 124V125H186ZM250 124V125H249ZM257 124V125H256ZM15 127H14V126ZM25 125V126H24ZM92 125V124H91ZM96 125V124H95ZM94 125V126H95ZM235 127H234V126ZM244 125V126H243ZM11 126V127H10ZM28 126H29V124H28ZM67 126V125H66ZM186 126V127H185ZM188 126V127H187ZM190 126V127H189ZM254 126V127H253ZM13 127V128H12ZM23 127V128H22ZM31 127V126H30ZM64 128H65V126H63ZM90 125H88V126H86V132L84 131L83 133L85 134V135H83V137H84V139H85V141H86V143L88 142V144H86V146L87 147H89L90 145H95V147H93L92 149H97V147H98V149L100 148V146H102L101 144L103 143H101V140H102V138H99L98 136H96V132L97 131H95L96 129H98V128H100L99 126H98V128H95V127H93L92 126V128H95V130L94 129H90ZM97 127V126H96ZM178 127V128H177ZM223 127V128H222ZM234 127V128H233ZM28 128V127H27ZM66 128H68V126L66 127ZM85 128V127H84ZM186 129V131H185V129ZM188 128L190 129V130H188ZM239 130H238V129ZM176 129V130H175ZM195 129H196V131H195ZM213 129V130H212ZM217 129V130H216ZM224 129H229V133H230V131H231V133L229 134L228 133V136H230V137H228L227 136V140H225V138H224V141H221V143H218L217 141H219V139L221 140V135L223 136V133L224 132H226V131H224ZM231 129H234V130H231ZM251 129V130H250ZM256 131H254V130ZM16 130V129H15ZM83 130H85V129H83ZM88 130V131H87ZM216 130V131H215ZM244 130H245V132L246 133H244ZM17 131V130H16ZM42 131V130H41ZM99 131V130H98ZM220 131V132H219ZM228 131V130H227ZM240 131V132H239ZM248 131V132H247ZM38 132H39V130H38ZM100 132V131H99ZM210 132H212V133H210ZM233 132V133H232ZM87 133V134H86ZM172 133V134H171ZM199 134L198 136H197V134ZM251 133H252V135L255 137V139L254 138H252V135H251ZM256 133V134H255ZM94 134V135H93ZM175 134V135H174ZM196 136H195V135ZM202 134V135H201ZM240 134H244V135H240ZM246 134V135H245ZM207 135V136H206ZM227 135V134H226ZM225 135V136H226ZM86 136V137H85ZM100 136V135H99ZM101 136H104V135H101ZM186 136H188V135H186ZM231 137H232V139H231ZM235 137V138H234ZM246 137H248L249 139L250 138H252L253 139V142L251 141V145L250 144H247V139L248 138H246ZM230 138V139H229ZM241 138V139H240ZM245 138V139H244ZM235 139V140H234ZM239 139V140H238ZM260 141H259V140ZM90 140V141H89ZM197 140H198V142H197ZM232 140V141H231ZM98 141V142H97ZM162 141V140H161ZM167 141V140H166ZM230 141V142H229ZM241 141H244V143H242ZM181 142L183 143V144H181ZM194 142V143H193ZM214 142V143H213ZM225 142V143H224ZM228 142V143H227ZM246 142V143H245ZM89 143H91V144H89ZM199 143V144H198ZM237 143V144H236ZM239 143V144H238ZM98 144H100V145H98ZM104 144V143H103ZM175 144V145H174ZM211 144H217V148H216V146L215 145H211ZM231 144V145H230ZM258 144H259V146H258ZM31 144H29V146H30ZM162 145H164L163 147H162ZM197 145V146H196ZM229 145V146H228ZM233 145V146H232ZM240 145H241V147H240ZM243 145H244V148H243ZM250 145V146H249ZM252 145H254V146H252ZM261 145V146H260ZM195 146V147H194ZM200 146V147H199ZM204 146V147H203ZM210 146V147H209ZM212 146H214V147H212ZM222 148H221V147ZM228 146V147H227ZM236 146V147H235ZM239 146V147H238ZM254 148V150H252L253 148ZM103 148H104V146H102ZM168 147H170V148H168ZM185 147V148H184ZM227 147V148H226ZM234 147V148H233ZM247 147H248V150H250L249 152L247 151V152H245L246 151V149H247ZM250 147V148H249ZM89 148H91V147H89ZM195 148V149H194ZM197 148V149H196ZM199 148V149H198ZM213 148V149H212ZM217 149V151H215L216 149ZM226 148V149H225ZM235 149V151L233 150V149ZM240 148V149H239ZM102 149V148H101ZM165 149V150H164ZM207 149V150H206ZM218 149H219V151H218ZM225 149V150H224ZM263 149V150H262ZM103 150V149H102ZM161 150V151H160ZM170 150H171V154H169L170 153ZM193 150V151H192ZM195 150V151H194ZM197 150H199V151H197ZM212 150V151H211ZM221 150V151H220ZM230 150V151H229ZM233 150V151H232ZM258 150V151H257ZM97 151V150H96ZM106 151L107 150H105V152L104 153H106ZM238 151H240V153H241V155L239 154V152ZM241 151H243V152H241ZM262 151V152H261ZM101 152L102 151H98V154L99 155H103L104 153L102 152V154H101ZM190 152V153H189ZM202 152V153H201ZM207 152V153H206ZM213 152V153H212ZM217 153V156H216V153ZM233 152V153H232ZM236 152V153H235ZM260 152V153H259ZM96 153V152H95ZM194 153V154H193ZM232 153V159H231V156H230V154ZM235 153V154H234ZM247 153H248V155H247ZM256 153V154H255ZM97 153H96V155H98ZM107 154V153H106ZM157 156H156V155ZM223 154V156H222V158L224 157L225 159H222L221 158V155ZM229 154V155H228ZM237 154V155H236ZM250 154V155H249ZM259 154V155H258ZM161 155V156H160ZM163 155V156H162ZM193 155H195V156H193ZM219 155H220V157H219ZM228 155V156H227ZM82 156V153H76L75 155H74V158H79V157H81ZM106 156V155H105ZM166 156V157H165ZM189 156V157H188ZM191 156H193V157H191ZM198 156V157H197ZM215 158H214V157ZM256 156V157H255ZM99 157V156H98ZM101 157H104V156H100V158ZM106 157H109V155L108 156H106ZM156 159H155V158ZM165 157V158H164ZM211 157V158H210ZM219 157V158H218ZM228 157H230L229 159H228ZM235 157V158H234ZM105 158V157H104ZM103 158V159H104ZM149 158V157H148ZM189 160H188V159ZM199 158V159H198ZM202 158V159H201ZM222 160H221V159ZM99 159V158H98ZM166 159H167V161H166ZM194 159V160H193ZM231 159V160H230ZM102 159H100V161H101ZM149 160V159H148ZM155 160V161H154ZM157 160V161H156ZM170 162H169V161ZM171 160H172V162H171ZM185 160V161H184ZM200 162H199V161ZM228 161L229 162V166H230V170H231V172H230V170L228 169V167L226 168V171L227 170H229L227 173H229L230 175H231V173H232V175L233 176H231L232 177V179H230L229 181L231 182L232 180V182L231 183H233L232 185L233 186H235V188L233 187V186H231V184H229L232 188H230L229 187V189H231V191H232V193H231V191H229L228 190V188H227V190L225 191V188L224 187H226V185L228 186V184L227 183H225V181L223 182L225 185H223V188H224V191H222V190H219V189H217L219 186H215V183H216V185L218 184H220V180H219V178H217V174H215L216 176H214V172H210L211 174H213V176L211 175V176H209L208 178L207 177H204V176H206L205 175V170H204V172H203V176L202 175H200L201 174V172L203 171V170H201L202 168L203 169H205L206 167H204L203 166V162H206L207 164H208V167H210L211 165V163L214 165V166H216L217 167V165H220V161H222L221 162V168H222V165L226 162V161ZM161 161V162H160ZM188 161V162H187ZM196 163H195V162ZM210 161V162H209ZM97 162H99L98 160L96 161V163ZM155 162V163H154ZM178 162V163H177ZM185 162V163H184ZM191 162H193V163H191ZM214 162H216L217 163V165H216V163H214ZM234 162V163H233ZM100 163V162H99ZM160 163V164H159ZM202 163V164H201ZM164 164V165H163ZM169 164V165H168ZM174 164H176V166H174ZM190 164H193V165H190ZM200 164V165H199ZM205 164V163H204ZM206 164V165H207ZM226 164V163H225ZM224 164V165H225ZM156 165V164H155ZM179 165V166H178ZM184 165V166H183ZM186 165H190V166H192V167H194V168H191V169H189V170H187L188 168V166L187 167H185ZM202 165V166H201ZM210 165V166H209ZM227 165V164H226ZM97 166H99V164L97 165ZM159 167V166H158ZM165 167V168H164ZM180 167V168H179ZM197 167H199V168H197ZM202 167V168H201ZM212 167V166H211ZM236 167H237V169H236ZM240 167V168H239ZM174 168V169H173ZM177 168H179V169H177ZM184 170V171H182V169ZM187 168V169H186ZM218 169L217 170H221V168H219V167H217ZM157 169V170H158ZM172 169V170H171ZM189 172V173H191V174H189L188 172V175H192L191 177L190 176H186L184 179L182 178V176H185L186 174H184V173H186V170ZM197 169V170H196ZM210 169H212V168H210ZM236 169V170H235ZM176 170H177V172H176ZM179 170H181V171H179ZM197 172H196V171ZM214 169H212V171H213ZM219 170V171H220ZM151 171V172H150ZM165 171V172H164ZM194 171V172H193ZM239 171V172H238ZM69 172V171H68ZM71 172V171H70ZM152 172H153V174H152ZM170 172V173H169ZM178 172H179V174H178ZM183 172V174H181ZM206 172H208V171H206ZM235 174H234V173ZM65 173V172H64ZM142 173H144V170H143V172H141V174ZM150 173H151V176H150ZM157 173V172H156ZM164 173H165V175H164ZM168 173H169V175H168ZM175 173H177V174H175ZM209 173V174H210ZM66 174H68L67 172H66ZM66 174H64V175H66ZM198 174V175H197ZM207 174V173H206ZM228 174V175H229ZM64 175H63V177H62V180L64 179ZM69 175V174H68ZM68 175H66L65 177L66 178H68V180H66L67 182H65V181H63V182H65V183H63V185H64V191H65V193L68 191V188L69 189H71L72 187H73V183H72V186H71V182H74V180L73 181H71V180H69V177H70V175H71V173H70V175H69V177H68ZM155 175V176H156ZM162 175H164V178H165V180H164V178L162 177ZM167 175V176H166ZM229 175V176H230ZM235 175V176H234ZM142 176H143V174H142ZM142 176H138L139 178H141ZM148 176V175H147ZM179 177L178 178V180H175L174 178H176L177 179V177ZM203 177V179L204 180H202V178H200V177ZM207 176H208V174H207ZM238 176V177H237ZM71 177H72V175H71ZM144 177V176H143ZM163 178V180L161 179V178ZM197 177H199L198 179H197ZM139 178H137V180L139 181ZM155 178V177H154ZM169 178V181H166L167 179ZM173 178V179H172ZM190 178H193L192 180H191V182H190ZM209 179V181H206L207 179ZM215 178H217V179H215ZM230 178V177H229ZM241 178V179H240ZM181 179V180H180ZM186 179V180H185ZM196 179V180H195ZM238 179V180H237ZM174 180V181H173ZM198 180V181H197ZM201 180H202V182H201ZM235 180V181H234ZM10 180H8L7 182H9ZM70 181V182H69ZM200 181V182H199ZM211 181V182H210ZM238 181V182H237ZM61 183H62V181H60ZM140 182V181H139ZM164 182H169L167 185L166 184H164ZM180 182H182V183H180ZM208 182V183H207ZM156 183V184H155ZM162 183V184H161ZM173 183H175V184H173ZM186 185H188L187 186V188L186 189H188V193L185 195L186 197H184L183 196V192H184V194L186 193L185 191H186V189L184 188V186H186ZM190 183V184H189ZM192 183V184H191ZM204 183H206V184H204ZM211 183V184H210ZM237 183V184H236ZM238 183H240V184H238ZM60 184V183H59ZM169 184H170V186H169ZM171 184H173L172 186H173V188L175 189V188H177V189H175V191H174V189L173 190H171L172 188H170L171 187ZM177 184V185H176ZM179 184H181V185H179ZM200 184V185H199ZM206 185V187L209 185L210 186V188H206V187H204V186H202V185ZM236 184V185H235ZM62 185V186H63ZM149 185V186H148ZM154 185V186H153ZM184 185V186H183ZM190 185V186H189ZM211 185H213L212 187H214V189L213 188H211ZM40 186V185H39ZM164 186V187H163ZM176 186V187H175ZM201 188V186L202 187H204V188H202V190L201 189H199L198 190V188ZM200 186V187H199ZM41 187L42 186H40V188L38 187V186H36V188H39V189H41ZM68 187V188H67ZM71 187V188H70ZM163 187V188H162ZM183 189H181V188ZM188 187H190V188H188ZM240 187V188H239ZM36 188H35V190H36ZM169 188V189H168ZM205 188H206V190H205ZM234 188V190H232ZM142 189H141V191H142ZM148 189H150L149 190V192L147 191ZM161 189H162V191H164V189H166V190H169V192L171 193L172 191H174V192H172L173 194H170L168 191H164L165 193L166 192H168V193H164V192H162L161 191ZM183 191H181V190ZM185 189V190H184ZM189 189H190V191L192 190V193H193V195L191 196V194L192 193H189ZM193 189H195L194 191H193ZM38 190V189H37ZM36 190V191H37ZM158 190V191H157ZM179 191L180 190V192H179V197H178V192L177 191ZM216 190V191H215ZM219 190V192L220 191H222V192H220V193H222L223 194V196H222V199H225L224 198V196H226V195H228V196H226V198L228 197L229 199H227V200H225L226 201V203H227V205L225 206V204L223 203V202H225V201H223L222 203H223V205L222 206H225V208L226 207H228L227 209H225V208H221L222 206H221V202L220 203H218L219 201H218V199H217V204L219 205L220 204V207H218L217 205H216V207H218V208H220V209H215L214 211L212 210V211H210V212H208V209H207V207L205 208L204 206L206 205V206H208V204L209 203H211V202H213V201H215L212 197H216V195L215 194H219L217 191ZM40 191V190H39ZM145 191H147V193L145 192ZM152 191V192H151ZM157 191V192H156ZM228 191V192H227ZM70 192V191H69ZM96 192V191H95ZM160 192H161V194H160ZM176 192H177V194H176ZM202 192V193H201ZM210 192V193H209ZM211 192H213V193H211ZM224 192H227V193H229V194H225L224 195ZM241 192H243V193H241ZM99 193V192H98ZM97 193V194H98ZM101 193V192H100ZM110 193V192H109ZM164 193V194H163ZM215 193V194H214ZM240 193V194H239ZM86 194V195H85ZM106 194V193H105ZM111 194V193H110ZM148 194V195H147ZM163 194V195H162ZM169 194V195H168ZM182 194V195H181ZM190 195V197H189V195ZM210 196H209V195ZM232 194V195H231ZM244 194V195H243ZM64 195H66V194H64ZM89 195V196H88ZM102 195H104V194H102ZM106 195H108V196H111V195H109L108 193L106 194ZM106 195H104V196H106ZM142 195V194H141ZM164 196V197H162V196ZM171 195V196H170ZM172 195H174V196H176V199H177V197H178V200H180L179 202H178V200L176 201V199H175V197L173 198V196ZM187 195H188V197H187ZM201 195V196H200ZM212 195H214V196H212ZM229 195H230V197H229ZM246 195V196H245ZM67 196H68V194H67ZM92 196V197H91ZM99 196H101V195H99ZM152 196V197H151ZM169 196H170V203H171V205H169L170 203H169ZM194 196V197H193ZM197 196V197H196ZM81 197V198H80ZM150 197V198H149ZM157 197V198H156ZM159 197H160V199H159ZM162 197V198H161ZM172 197V198H171ZM210 197V198H209ZM218 198H219V196H217ZM237 197V198H236ZM91 198V199H90ZM95 198V197H94ZM105 197H103L102 196V198L101 199H104ZM111 198V197H110ZM164 198V199H163ZM167 200H166V199ZM180 198V199H179ZM182 198V199H181ZM212 198V199H211ZM230 198L232 199V200H230ZM154 199H157V200H155L156 202L154 203ZM174 199H175V201L176 202H178V203H176L175 201H174ZM189 199V200H188ZM197 201H196V200ZM201 199V200H200ZM219 199H221V198H219ZM236 201H235V200ZM84 200V201H83ZM85 200H88V201H85ZM104 200H107L108 201V197L107 198H105ZM103 200V201H104ZM110 200V199H109ZM123 199H121V200H119L118 199V202L120 201V203H121V201H122ZM125 200V199H124ZM146 200V201H145ZM150 200V201H149ZM192 200V201H191ZM213 200V201H212ZM153 201V202H152ZM168 201V202H167ZM173 201H174V203H173ZM200 201V202H199ZM208 201H210V202H208ZM230 201V202H229ZM232 201V202H231ZM105 202V201H104ZM116 202V201H115ZM124 202V201H123ZM126 202V203H125ZM125 202H124V205H123V203L121 204V206L123 205V206H128L127 205V200H125ZM150 202V203H149ZM158 202H159V207L157 206L158 205ZM160 202H165V203H167V204H164L163 203V205L160 203ZM183 202V203H182ZM196 202H197V204H196ZM206 202V203H205ZM229 202V203H228ZM235 202V203H234ZM191 203L193 204V205H191ZM208 203V204H207ZM216 203V202H215ZM230 203H233V204H230ZM98 204V205H97ZM115 203H113V205H114ZM117 204V203H116ZM115 204V205H116ZM126 204V205H125ZM130 204V203H129ZM175 204H177L176 205V208H175V206L173 207V205H175ZM186 204V205H185ZM114 205V206H115ZM153 205H155V207L157 208H152V206ZM166 206V208H165V206ZM199 205V206H198ZM211 205H213V204H211ZM100 206V207H99ZM111 207H112V204L110 205ZM132 206V205H131ZM130 206V207H131ZM163 206V207H162ZM170 206H172V207H170ZM178 206V207H177ZM183 206V207H182ZM192 206V207H191ZM133 207V206H132ZM132 207H131V209H132ZM154 207V206H153ZM181 207V208H180ZM186 207V208H185ZM195 207V208H194ZM210 207V206H209ZM215 207V206H214ZM99 208V209H98ZM163 208V209H162ZM194 208V209H193ZM87 209V208H86ZM174 209V210H173ZM223 209H225V210H223ZM123 210V209H122ZM130 210V209H129ZM156 210H158V211H156ZM160 210V211H159ZM178 210V211H177ZM195 210V211H194ZM210 210V209H209ZM65 211V210H64ZM115 211V213L117 214V215H119L120 216V214H122L123 215V219H121L120 217H122V215L119 217L120 219H118V220H113V215H115L114 213H113V215H112V212H114ZM131 211V210H130ZM218 211V213H216ZM220 211H221V213H220ZM86 212V211H85ZM86 212V213H87ZM101 212V213H100ZM108 212V213H107ZM201 212V213H200ZM214 213V214H216V215H214V214H212V213ZM235 212V213H234ZM26 213V214H25ZM84 213V212H83ZM95 213V214H94ZM125 213V214H124ZM137 213V212H136ZM154 213V214H153ZM157 213V214H156ZM186 213H188V214H186ZM228 213V214H227ZM20 215H21V217H23L24 216V218L23 219H25V221H29V220H33V219H31L32 217H36L33 213H32V215L31 214H29V213H27L26 211H24V212H20L19 213ZM23 214V215H22ZM67 214V213H66ZM65 214V215H66ZM153 214V215H152ZM172 214V215H171ZM191 214V215H190ZM202 214V215H201ZM205 214V215H204ZM208 214H212V216H210V215H208ZM30 217H28V216ZM34 215V216H33ZM72 215H74L75 217H77L76 216V214L74 213H72ZM92 215V216H91ZM110 215H112V219L111 218H109L110 217ZM125 215H127V216H125ZM164 215V216H163ZM182 215V216H181ZM188 215V216H187ZM57 216V215H56ZM55 216V221H54V218H53V221H54V228H53V230H51L52 232H50V235H48V237H44L43 235V237L44 238H47L48 239V242H50V243H48V245L46 244V246H45V243H46V241H45V239L44 238H42L41 237V239H43L44 240V244H42L43 243V240H42V243H41V241H40V245L42 246L43 245V248H40V249H43V250H45L46 248L48 249V247L47 246H49L50 247V249H52V250H54V251H52L53 253H51V256H52V258L54 259V258H62V257H64V258H62L60 261H62L63 259L65 260L66 258H74V259H72V261H74L73 263L75 264V262H76V259H77V256L79 255V254H81L82 253V249H85V248H82V247H80V243L81 242H79V241H82V240H77V238L75 239V237H74V234H73V232H75V228H76V219H75V217L73 218L72 216H71V218L68 216V215H66V217H69L67 220H59L57 217H60V216H57L56 217ZM99 216V217H98ZM141 216L143 217V218H141ZM160 216V217H159ZM172 216V217H171ZM190 216H191V218H190ZM98 217V218H97ZM169 217V218H168ZM174 217V218H173ZM209 217V218H208ZM211 217V218H210ZM228 217V218H227ZM93 218H89L90 219V224L91 223H95L94 221L92 222V220H93ZM106 218V219H105ZM114 218H115V216H114ZM116 218H117V216H116ZM115 218V219H116ZM132 218V219H131ZM152 218V219H151ZM154 218V219H153ZM200 218H202V221L200 220ZM204 218V219H203ZM229 218H231V219H229ZM75 219V220H74ZM92 219V220H91ZM131 219V220H130ZM196 219V220H195ZM212 219V220H211ZM213 219H214V221H213ZM221 219H223V220H221ZM226 219V220H225ZM59 220V221H58ZM74 220V221H73ZM103 220H104V222H103ZM120 220V221H119ZM128 220V221H127ZM132 220H133V222H134V224L132 225L131 223H133L132 222ZM160 220V221H159ZM165 220V221H164ZM193 220V221H192ZM131 221V222H130ZM149 221H150V223H149ZM153 221V222H152ZM158 221H159V223H158ZM164 223H163V222ZM172 221V222H171ZM177 221V222H176ZM198 221H199V223L201 224V225H199L198 224ZM201 221V222H200ZM220 221V222H219ZM63 222V223H62ZM118 224H117V223ZM160 222H162V223H160ZM175 222V223H174ZM182 222V223H181ZM222 222V223H221ZM109 223H111V224H109ZM114 223V224H113ZM176 223H178L180 226H175V224ZM184 223V224H183ZM188 223V224H187ZM194 225H193V224ZM205 223V224H204ZM208 225H207V224ZM217 223V224H216ZM64 224V225H63ZM66 224V225H65ZM96 224V223H95ZM94 224V225H95ZM121 224V225H120ZM124 224V225H123ZM152 224V225H151ZM170 224V225H169ZM178 224H176V225H178ZM190 224V225H189ZM199 226H198V225ZM214 224V225H213ZM72 225L74 226V227H72ZM98 225V224H97ZM102 225H99V226H101L102 227ZM109 225H110V227H109ZM130 225V226H129ZM147 225H148V227H147ZM175 226L174 228H176V229H174L172 226ZM210 225H212V226H210ZM218 225V226H217ZM58 226V227H57ZM60 226H62V227H66V230H67V233L65 234L64 232L62 233V235H61V229L60 228H62V227H60ZM119 226V227H118ZM133 226V228H131ZM137 226V227H136ZM154 226V227H153ZM181 226H183V227H181ZM186 226V227H185ZM206 226H208V227H206ZM214 226V227H213ZM100 227V228H101ZM161 227V228H160ZM169 227H171V229H172V231H173V233H174V236H173V234H172V236L170 235L171 233H169V231H165V230H167ZM178 227V228H177ZM56 228V229H55ZM136 228V229H135ZM180 228V229H179ZM197 228H198V230H197ZM201 230H200V229ZM207 228V229H206ZM165 229V230H164ZM184 229H185V231H184ZM194 229H195V231L197 232V231H199L200 232V234H201V232L202 231H204L205 232V234L202 232V235H200V237L201 236H207V238H205V237H201V238H199V237H194V236H196V233H194L195 231H194ZM205 229H206V231H205ZM55 230V231H54ZM65 230V231H66ZM74 230V231H73ZM104 230V231H105ZM110 230V231H109ZM133 230V231H132ZM182 230V231H181ZM189 230V231H188ZM192 230V231H191ZM131 231H132V233H131ZM171 231V232H172ZM187 231V232H186ZM212 231V232H211ZM99 232V231H98ZM134 232V233H133ZM175 233H176V235H175ZM182 233H183V235H182ZM198 233V232H197ZM207 233V234H206ZM209 233V234H208ZM49 234V233H48ZM56 234V235H55ZM103 234V233H102ZM105 234V233H104ZM106 234V235H107ZM123 234V235H122ZM148 234V235H147ZM151 234V235H150ZM164 234V235H163ZM178 234V235H177ZM188 234H189V236H188ZM195 234V235H194ZM204 234V235H203ZM119 235V236H118ZM145 235V236H144ZM166 235V236H165ZM169 235V236H168ZM192 235V236H191ZM50 236V237H49ZM59 236V237H58ZM62 236V237H61ZM64 236V237H63ZM68 236V237H67ZM105 236V235H104ZM103 236V237H104ZM163 236H165L164 238H163ZM168 236V237H167ZM176 236V237H175ZM183 236V237H182ZM186 236V237H185ZM199 236V235H198ZM67 237V238H66ZM74 237V238H73ZM112 237V238H111ZM147 237V238H146ZM189 237V238H188ZM194 237V238H193ZM69 238V239H68ZM96 237H94V240H93V238H92V240H93V242L94 243H98L97 242V240L95 239ZM154 238V239H153ZM168 238V239H167ZM173 238V239H172ZM184 238V239H183ZM205 238V239H204ZM214 238V239H213ZM58 239V240H57ZM68 239V240H67ZM116 239V240H117ZM136 239V240H135ZM142 239V240H141ZM182 239V240H181ZM217 239V240H216ZM56 240L58 241V242H56ZM75 240H77V242H79V243H73ZM115 240V239H114ZM122 240V241H121ZM121 240H118V242L119 241H121L120 243H123L124 241H123V237H122V239ZM164 240H166V241H164ZM202 240H203V242H202ZM209 240V241H208ZM221 240V241H220ZM16 240H11V242H15ZM69 241V242H68ZM154 241H156V242H154ZM168 241V242H167ZM170 241V242H169ZM216 241V242H215ZM69 243V247L66 245V243ZM111 242H113V240L111 241ZM111 242H109V243H111ZM117 242V243H118ZM150 242V243H149ZM164 242H165V244H164ZM220 242V243H219ZM106 243V242H105ZM104 243V244H105ZM109 243H107V244H109ZM135 243V244H134ZM206 243V244H205ZM227 245H226V244ZM63 244V245H62ZM71 244V245H70ZM104 244H103V246H104ZM112 245H113V243H111ZM138 244V245H137ZM140 244V245H139ZM153 244V245H152ZM168 244H170L169 246H168ZM204 244H205V246H204ZM210 244H212V245H210ZM218 244V245H217ZM83 245V244H82ZM135 245V246H134ZM147 245V246H146ZM167 245V246H166ZM102 246V247H103ZM151 248H150V247ZM164 246V247H163ZM172 246V247H171ZM221 246V247H220ZM45 247V248H44ZM84 247H85V245H84ZM101 247V246H100ZM102 247H101V249H102ZM105 247V246H104ZM110 247H112L111 245H110ZM169 247L170 248H172V250L169 252L168 251V249H169ZM173 247H175V248H173ZM214 247H215V249H214ZM225 247V248H224ZM227 247V248H226ZM54 248V249H53ZM62 248V249H61ZM70 248V249H69ZM72 248V249H71ZM76 248V249H75ZM80 248H82V249H80ZM167 248V249H166ZM61 250V252H60V250ZM105 249V248H104ZM175 249V250H174ZM230 249H232L231 251H230ZM19 251H15L14 250V252H12V253H9L7 256H6V259H5V263L4 264H11L12 262H14L15 261V259H17L18 258V256L20 255L21 257L23 256V254L25 253V250L24 249H18ZM127 250V251H128ZM139 250V251H138ZM158 252H157V251ZM161 250V251H160ZM106 251V250H105ZM104 250L102 251H100L101 253H100V256H98V258L100 257L101 259H102V257H103V260L105 259V260H107V259H112V257H108V255H106L107 254V252H105ZM107 251H108V249H107ZM135 251V252H134ZM153 251V252H152ZM167 251V252H166ZM225 251V252H224ZM70 252V253H69ZM78 252V253H77ZM106 253V254H104V253ZM131 252H132V254H131ZM173 252H175L174 254H172ZM198 252V253H197ZM229 252V253H228ZM14 253V254H13ZM23 253V254H22ZM63 253V254H62ZM66 253H68V254H66ZM90 253H92L91 251H90ZM104 254V256L103 255H101V254ZM163 253V254H162ZM170 253H171V255H172V257H171V255H170ZM195 253H197V254H195ZM205 253V252H204ZM212 253V254H211ZM18 254V255H17ZM74 254V255H73ZM83 254H84V250H83ZM142 256H141V255ZM148 254H150V255H148ZM159 254V255H158ZM166 254V255H165ZM198 255V254H200V255H198L197 257L195 256V258H191V257H193V255ZM220 254H223V255H220ZM87 255H89V251H88V254ZM92 255H93V253H92ZM91 254H90V256H92ZM220 255V256H219ZM233 255V256H232ZM252 255V256H251ZM19 256V257H20ZM97 256H96V253H95V257L97 258ZM134 256V257H133ZM144 256V257H143ZM153 256V257H152ZM224 256V257H223ZM76 257V258H75ZM93 257H94V255H93ZM127 257V256H126ZM138 257V258H137ZM140 257H142V258H140ZM173 257H174V259H173ZM220 257V258H219ZM250 257V258H249ZM253 257V258H252ZM98 258L96 259V260H98ZM140 258V259H139ZM161 258V259H160ZM179 258V259H178ZM229 258V259H228ZM58 259V260H59ZM139 259V260H138ZM143 259V260H142ZM147 259V260H146ZM154 259V260H153ZM176 259V260H175ZM225 259V261H227ZM55 260V259H54ZM57 260V261H58ZM136 260V261H135ZM238 260V261H237ZM247 260V261H246ZM71 261V262H72ZM127 261V260H126ZM125 260H124V262H126ZM137 261H138V263H137ZM186 261V262H185ZM224 261V262H225ZM245 261V262H244ZM7 262V263H6ZM10 262V263H9ZM130 262V261H129ZM128 262V263H129ZM155 262V263H154ZM182 262V263H181ZM218 262L219 261H217V262H215L216 264H218ZM231 262H233V263H231ZM72 263V264H73ZM220 263V262H219ZM76 264H79V262H76ZM222 264V263H221Z\"/></svg>", "mask_w": 264, "mask_h": 264}]
</instances>
